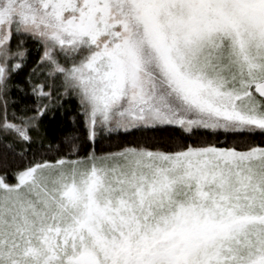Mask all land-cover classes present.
<instances>
[{
  "label": "snow or ice",
  "instance_id": "snow-or-ice-1",
  "mask_svg": "<svg viewBox=\"0 0 264 264\" xmlns=\"http://www.w3.org/2000/svg\"><path fill=\"white\" fill-rule=\"evenodd\" d=\"M0 264H264V0H0Z\"/></svg>",
  "mask_w": 264,
  "mask_h": 264
}]
</instances>
